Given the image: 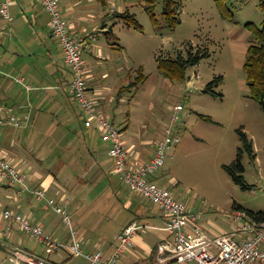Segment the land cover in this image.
Instances as JSON below:
<instances>
[{
	"label": "rangeland",
	"instance_id": "1",
	"mask_svg": "<svg viewBox=\"0 0 264 264\" xmlns=\"http://www.w3.org/2000/svg\"><path fill=\"white\" fill-rule=\"evenodd\" d=\"M111 1L106 5L100 3V10L109 14L129 10L141 29L111 19L113 45H108L102 35L95 43L93 57L84 54L98 79L104 72L111 75L102 83L112 88L117 100L108 106L106 114L123 132V139L136 141L143 136L152 140L153 144L143 149L149 158L156 150L154 142L164 138L166 130L172 127L181 142L164 168L150 180L168 188L189 211L201 214L198 225L207 231L232 232L239 225L235 221V204L255 213L264 212V112L250 97L244 70L253 39L248 25L263 28L261 0H175L180 24L173 30L167 27L162 14V0H153L157 24L147 11L148 0ZM11 13L15 17L14 11ZM0 22V106L17 108L15 114L24 118L17 106L38 103L39 96L54 93L68 101L71 95L64 89H37L35 80L49 73L47 65L59 54L57 42L49 37L47 29L36 28L34 32L22 18L16 17L13 24L3 19ZM190 44L207 50L209 56L197 66H190L183 77H165L159 70L158 58L186 56ZM99 48L104 51L102 58H98ZM221 77V82L215 83ZM135 82L138 83L132 85ZM211 83H215L213 91L217 95L205 92ZM123 88L122 99L119 96ZM178 105H183L184 110L174 123ZM1 114L0 118L6 115ZM203 117H210L211 121ZM31 124L32 116L22 128L0 127V132L24 138L30 133ZM241 129L252 140L256 154L255 161L247 153L243 157L244 177L250 189L237 185L224 168L235 161L242 147L238 133ZM89 139L97 143L98 133L90 131ZM102 151L101 162L109 171L114 162L106 148ZM109 178L121 195L112 192ZM120 180L119 176L108 174L103 178L95 176L76 195L69 194L72 203L67 211L73 228L93 246L99 244L101 250L116 242L123 227L137 217V208L154 213L158 220L163 215L155 204L131 192ZM128 200L134 203L133 208H128ZM41 215L47 233L60 242L69 241L70 228L60 215L51 209ZM17 236L27 247L37 244L25 234ZM145 238L148 241L153 237L145 234ZM43 251L41 246L37 254L42 255ZM52 259L58 261L56 255ZM76 263L85 261L78 258ZM0 264H11L6 248L0 247Z\"/></svg>",
	"mask_w": 264,
	"mask_h": 264
},
{
	"label": "crops",
	"instance_id": "2",
	"mask_svg": "<svg viewBox=\"0 0 264 264\" xmlns=\"http://www.w3.org/2000/svg\"><path fill=\"white\" fill-rule=\"evenodd\" d=\"M100 3V0H61L62 15L71 27V30L77 33L78 36L89 39V47L92 48V51L84 53L87 54L86 56L93 57L95 47L97 46L95 43L102 35L106 36L108 45H113L112 37L114 36V29L110 27V20L113 19L112 14L114 11L112 10V14H109L107 13L108 11L100 10ZM107 3L113 2L108 0ZM11 10L14 11L16 18H22L26 24L30 25L34 32L36 28L47 29L49 37L57 42L59 54L53 59L52 63L47 65L49 73L41 75L35 80L38 86L37 89L47 92L64 89L65 92L68 93V87L72 81V73L70 70L68 71L69 68L65 62L61 45L51 32L50 17L45 11L41 1L15 0L11 6ZM15 17L13 16V21L10 24L14 23ZM1 19L3 18L0 17V21ZM42 24H44V26H42ZM0 26L3 27L1 22ZM94 36H96L95 39ZM103 52L101 48L98 49V58L104 56ZM86 64L88 70L89 95L96 100L99 112L112 121L106 114V110L108 106L113 105L117 99L116 96H113L112 88L106 86L107 83H102V81L105 82L104 80L110 79L111 75L109 72H104L101 79H98L88 60H86ZM52 82H55L58 86H54L55 83ZM124 88L120 91L121 96H119L122 99ZM76 104L78 103L72 96L69 97L68 101L59 99L58 96H54V93L51 96L50 93L45 94V96H39L38 103L17 106L19 113H21V115L25 114L24 118L20 117L24 120L23 126L31 121L32 116V124L30 125L31 135H29V133L26 137L22 138L20 136L13 137L8 131L0 132V153L7 157L21 172L24 177L25 186H27L26 188L31 192H24L22 195L16 196V190H18V188H14L8 182H0V205L3 208L11 209L29 217L33 223L42 225L44 230H46L47 226L45 224L46 222L44 223L45 220L43 221L42 219L41 213L50 210V208L46 200L37 199L36 192L45 191L47 198H55L59 202H62L64 198H69L70 202L68 204H65L66 202L63 201L67 208L68 205L72 203V198L69 194L74 193L76 195L78 189L82 186H87L95 176H99L100 178H103L104 175L107 174L109 176H118L113 173L114 167L108 171L105 167V163L101 162V154L104 153L102 149L105 148L107 149L108 157L113 161L109 156L110 144L103 139L99 130L85 126V116L79 104L78 107ZM5 107L6 106H0V115L4 113L3 109ZM9 109L10 114L16 115L15 110L17 108ZM5 114L7 115V113ZM5 128L20 129L15 127ZM90 129L98 133L99 140L97 143H94L95 140L91 141L89 139L90 131H92ZM124 141L130 149V159L132 161L148 162L155 155L154 153L153 157L149 158L145 150L143 151L144 147L153 144L150 139H146L142 136L136 141L133 139H124ZM154 143L156 148L158 141ZM104 144H106L107 147H104ZM150 178L154 180L153 176ZM109 186L114 194L117 196L121 195V191L110 178ZM136 195L140 196L138 194ZM126 204L128 208H133L134 206L131 200H128ZM137 210V217L134 220H140L150 224L153 223L152 225L155 226L164 224L162 216H160L158 220L154 213L150 214V212H145L142 208H137ZM132 221L133 220L130 222ZM0 223L3 224V222ZM238 223L240 224L241 222L238 221ZM127 225L123 227L121 232ZM237 228L235 227L230 233L222 229H211L210 232L203 229L208 232L210 237H215L222 234L234 235V233L237 232ZM20 233L25 234L21 232L16 225L15 232L13 237L8 241V245L12 247L18 245L38 253V248L41 246L38 243L34 248L25 246L21 239L18 240L19 236L17 235ZM145 234H150L153 238L147 241ZM25 235L29 236L28 234ZM161 237L162 233H140L134 238L135 250L133 253H126L120 264H153L155 249ZM234 237L238 242H242L245 239L243 234H237L234 235ZM79 238L82 240L86 252L101 250L99 244L93 246L91 243L85 241L83 236ZM55 239L59 240L57 237ZM90 246L93 247V249H90ZM261 249L264 250V244L261 246ZM102 250L109 256L113 251V244L107 245ZM41 256L48 257L56 262L65 261L70 264H74V260L78 259L68 256L65 252L56 254L58 261L52 259V256H48L44 251ZM81 260L83 261L84 259Z\"/></svg>",
	"mask_w": 264,
	"mask_h": 264
},
{
	"label": "built area",
	"instance_id": "3",
	"mask_svg": "<svg viewBox=\"0 0 264 264\" xmlns=\"http://www.w3.org/2000/svg\"><path fill=\"white\" fill-rule=\"evenodd\" d=\"M15 0H0V17L8 23L13 21L11 6ZM50 17V27L64 53L65 62L72 73L69 93L79 104L85 116V126L99 130L103 139L110 144L109 156L114 162V173L133 193L148 199L162 212L164 224L155 226L148 222L133 220L118 235L113 244V251L106 255L103 250L86 252L78 232L73 228L72 219L65 204L70 202L64 198L59 202L55 198H47L45 191L36 192L38 200H46L47 205L62 217L70 228L68 242H60L47 234L42 225L33 223L31 219L19 212L3 208L0 205V247L6 248L11 264H70L56 262L21 246H9L15 226L43 247L48 256L67 253L72 258H81L85 264H120L123 256L135 250L134 238L143 232L162 233L156 246L153 264H264V223L251 220L243 212H235V221H240L237 234L245 239L238 242L234 235L222 234L210 237L198 221L201 214H194L181 203L166 187L151 181L150 177L161 171L167 158L177 147L181 138L173 128L166 130L164 138L158 141L154 157L148 162L132 161L131 152L123 139V132L105 115L99 112L96 100L89 95L88 70L84 53L91 52L88 38L80 37L71 30L61 10V0H40ZM96 36H94L95 39ZM173 122L179 120L183 105L175 107ZM5 117L0 118V127L23 126V119L10 114L5 107ZM26 119V118H25ZM171 157V156H170ZM0 182H8L16 190V196L30 192L24 183V177L13 163L0 153ZM31 193V192H30Z\"/></svg>",
	"mask_w": 264,
	"mask_h": 264
},
{
	"label": "trees",
	"instance_id": "4",
	"mask_svg": "<svg viewBox=\"0 0 264 264\" xmlns=\"http://www.w3.org/2000/svg\"><path fill=\"white\" fill-rule=\"evenodd\" d=\"M102 4L106 5L108 0H100ZM150 5L147 7V11L157 24V19L155 15V5L153 0H148ZM163 2V16L166 20L167 27L170 29H175L178 24H180V19L177 15V3L175 0H162ZM261 8L264 11V0H261ZM112 18L116 20H121L127 23L129 26H133L136 29H141V25L137 21L134 14H131L129 10L125 12H114ZM249 29L252 31L253 39L250 43L248 49V58L244 65V70L247 77V84L250 90V97L257 101L264 112V23L263 28L258 29L248 25ZM209 56L207 50L196 49L193 45L187 47L186 56L179 54L177 58H163L160 56L158 58L159 70L167 78H177L183 77L185 71L190 66H197L204 58ZM222 80L218 78L215 83H220ZM138 82L133 83L136 85ZM215 83H211L205 89L208 94L217 95L213 91ZM220 96V95H219ZM205 120L211 121L210 117H203ZM92 128V127H91ZM242 147L239 149L235 161L230 165H225L224 168L226 172L230 175L233 181L242 187L243 189H250L247 184L244 172L245 168L243 165L244 154H249L252 160H256V154L254 150V145L252 140L248 137L244 130L238 131ZM114 173V169H113ZM115 174V173H114ZM122 181V180H121ZM234 210L236 212H243L247 216L257 222L264 223V212H252L245 210L243 207L235 204Z\"/></svg>",
	"mask_w": 264,
	"mask_h": 264
}]
</instances>
